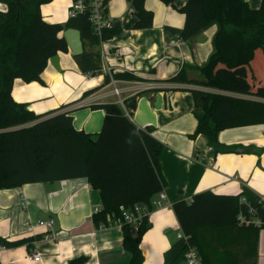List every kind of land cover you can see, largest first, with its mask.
I'll return each instance as SVG.
<instances>
[{
    "label": "crops",
    "instance_id": "crops-1",
    "mask_svg": "<svg viewBox=\"0 0 264 264\" xmlns=\"http://www.w3.org/2000/svg\"><path fill=\"white\" fill-rule=\"evenodd\" d=\"M70 1L53 0L42 5L43 20L65 23ZM185 1L175 0L171 6L159 0H144L153 20L151 27L143 30L132 29L131 1L105 0L102 9L104 27L121 30L99 46L105 64L113 73L128 72L141 80L117 81L124 100L122 109L138 129L162 145L159 166L169 206L145 214L149 228L140 243L143 264H163L166 252L177 241L172 236L180 231L171 208L174 202H188L198 193L239 195L243 190L264 198V124L219 131L214 153L202 135L192 136L196 120L189 90L223 92L168 82L181 70L188 79L202 80L199 68L213 52L218 29L217 24H211L191 38L181 39L184 17L179 9ZM245 1L251 9L260 4V0ZM0 10L5 8L0 5ZM56 55L59 71L48 61L41 75L44 85L16 79L12 99L26 104L35 114L79 100L64 111H72L76 131L97 134L103 112L99 114V110L87 106L116 103L112 88L103 86L81 99L84 92L102 84V77L85 78L69 52ZM148 84L150 89H145ZM22 202L26 203L25 208ZM100 209L99 192L84 178L0 189V239L33 240L28 248L0 244V264H67L80 256L87 258L85 264H129V254L121 245V227L114 222L105 228L94 226L92 215ZM50 219V229L35 225ZM201 241L207 245L204 249L209 264H264V229L252 233L204 228L200 231ZM34 254L40 255L39 261L27 260ZM179 264L185 263L182 260Z\"/></svg>",
    "mask_w": 264,
    "mask_h": 264
},
{
    "label": "trees",
    "instance_id": "trees-1",
    "mask_svg": "<svg viewBox=\"0 0 264 264\" xmlns=\"http://www.w3.org/2000/svg\"><path fill=\"white\" fill-rule=\"evenodd\" d=\"M52 1L0 0L5 8L0 10V189L84 178L99 192L101 209L92 215L97 228L107 227V219L119 218L121 207L131 210L135 205H143L151 212V200L166 186L159 166L162 145L138 129L118 104L87 106L103 111L101 128L91 135L76 131L72 111H64L79 100L35 114L11 97L16 79L44 85L41 75L50 57L69 52L62 37L64 30L72 28L80 32L83 53L73 59L78 70L90 76L100 72V44L121 31L119 27H103L97 35L88 13L69 17L63 24L47 23L40 9ZM129 1L133 5L132 29L150 28L153 13L145 8L144 0ZM159 1L171 6L175 2ZM179 12L184 17L180 31L183 40L211 24L218 25L213 52L199 68L202 80L188 79L184 70L168 80L223 92L189 90L196 120L192 136L202 135L215 153L219 131L264 124V0H260L257 9H251L245 0H186ZM112 78L141 81L128 72L114 73ZM108 83L105 76L103 84L84 92L81 99ZM262 199L248 190L239 195L204 192L193 195L191 203L180 200L171 208L180 231L196 246L202 264H209L204 249L207 245L200 242V231L223 228L257 233L264 229ZM248 207L260 224L238 225L239 213L248 215ZM148 228L146 215L135 233L130 225H122L121 245L129 254V264H143L140 243ZM32 241L0 239V244L7 248L20 245L28 248ZM184 252L185 245L177 240L166 252L163 264H179ZM86 261V257L80 256L67 264Z\"/></svg>",
    "mask_w": 264,
    "mask_h": 264
},
{
    "label": "built area",
    "instance_id": "built-area-1",
    "mask_svg": "<svg viewBox=\"0 0 264 264\" xmlns=\"http://www.w3.org/2000/svg\"><path fill=\"white\" fill-rule=\"evenodd\" d=\"M105 0H71L68 8V18L74 17L77 14H84L88 13L89 15V21L92 24L94 31L97 35L100 34V30L104 27V21L102 16V9L104 7ZM100 72L96 73L95 76L102 77V84L104 77L109 78V83L106 84L108 86H111V95L116 97V104H118L121 108H123L124 100L120 97L121 90L116 87L117 81L112 78L113 69L106 65L104 62V54L103 52L100 53ZM94 76L85 75V78H92ZM104 85V86H106ZM151 85L148 84L145 86V89H150ZM100 98V97H99ZM241 202H245L244 199H240ZM187 203H191V199L188 200ZM150 205L153 209H160L163 207H168L167 198L164 193V190L162 189L158 194L151 200ZM262 205L264 207V198L262 199ZM21 206L25 208L26 203L22 202ZM98 211H95V213ZM148 212L147 207L143 205H135L133 209L126 210L122 207L120 208V217L114 220L107 219V222L111 224L112 222L116 223L118 226L122 227L124 224H128L131 226V232L135 233L137 232L138 226L142 221V218L145 216V214ZM238 225H258L260 224V220L255 217L254 211L251 207H248V215H245L243 213H239L237 217ZM25 226H28L29 223H25ZM38 227H44L47 229H50L53 225V220H47V221H38L35 223ZM109 226V225H108ZM99 227L105 228L104 226L100 225ZM47 237V234H45V238ZM176 240H179L183 242L185 245V252L183 255V261L185 264H202L201 257L197 251V248L192 242H190L186 236L179 231L176 234ZM27 260H33V261H39L40 255L34 254L31 257L27 258Z\"/></svg>",
    "mask_w": 264,
    "mask_h": 264
},
{
    "label": "water",
    "instance_id": "water-1",
    "mask_svg": "<svg viewBox=\"0 0 264 264\" xmlns=\"http://www.w3.org/2000/svg\"><path fill=\"white\" fill-rule=\"evenodd\" d=\"M62 37L64 38L68 51L71 57L79 56L83 53V44L81 40L80 32L76 29L68 28L62 32ZM51 65L59 71L58 69V56L54 55L49 59Z\"/></svg>",
    "mask_w": 264,
    "mask_h": 264
},
{
    "label": "rangeland",
    "instance_id": "rangeland-1",
    "mask_svg": "<svg viewBox=\"0 0 264 264\" xmlns=\"http://www.w3.org/2000/svg\"><path fill=\"white\" fill-rule=\"evenodd\" d=\"M111 87V86H110ZM97 94H99V92L97 93ZM102 110H99L97 113H99V114H102ZM32 123H29L28 125L30 126ZM172 236H173V239L176 237V235H175V233L173 234L172 233ZM175 240H176V238H175ZM128 254V253H127Z\"/></svg>",
    "mask_w": 264,
    "mask_h": 264
}]
</instances>
